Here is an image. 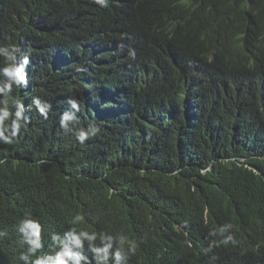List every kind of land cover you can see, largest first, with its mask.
Listing matches in <instances>:
<instances>
[{"label":"trees","instance_id":"16d2710c","mask_svg":"<svg viewBox=\"0 0 264 264\" xmlns=\"http://www.w3.org/2000/svg\"><path fill=\"white\" fill-rule=\"evenodd\" d=\"M240 2L133 0L134 30L149 53L142 87L118 50L112 3L0 0V46L30 55L28 86L13 84L9 105L22 99L31 121L16 144H0V264H28L18 259L27 245L16 231L26 211L44 227L38 254L60 251L79 213L78 228L137 240L129 264H184L226 223L239 243L213 247L211 264H264V0H249L241 44L231 24ZM209 22L219 31L213 57L226 68L214 99L206 91L210 41L190 34ZM33 97L51 105L48 119L27 110ZM69 99L80 105L73 126L99 129L84 145L60 127L74 111ZM73 251L105 264L85 241Z\"/></svg>","mask_w":264,"mask_h":264},{"label":"clouds","instance_id":"9594fccd","mask_svg":"<svg viewBox=\"0 0 264 264\" xmlns=\"http://www.w3.org/2000/svg\"><path fill=\"white\" fill-rule=\"evenodd\" d=\"M117 1L118 0H92L93 3L102 8H108L111 3L113 4L111 17L115 24L114 11L117 10L119 22L115 25H117L121 35L124 32L123 28L119 26L121 18H123V22L128 23L127 25L131 29L128 28V30L131 31V33H129V31L127 33L131 36L129 37L128 43L126 41H119L122 36L119 38L116 35L115 39L120 45L118 49L120 53L124 52L126 54L124 58H127V63L130 67V73L134 82L136 85L143 87L144 84L147 85V81L150 78V72L147 68L149 55L148 47L145 42L138 40L134 30L135 12L133 0H119L121 1V6L116 4ZM240 4L241 5L236 9L234 19L231 18V24L234 27V37L239 44H241L243 39L248 35L247 21H244V18L246 17V11L249 9V0H241ZM122 7H125V10L129 7V11L126 13L124 11L123 14L121 12ZM227 15L231 17L229 13H227ZM218 32L217 23L210 22L207 24H195L190 29V34L194 38L200 41H210V47L205 50V60L210 75L206 91L214 94L213 99L216 95H219L226 86L225 60L218 61L213 57L215 45L217 47ZM0 54L4 57V67L0 68V76L6 78V82L0 86V93L4 94V99L0 100V144L14 145L18 142L17 137L22 134L21 129L27 131L28 124L31 121L30 118L23 115L26 111L23 100L17 98L14 106H10L8 97L11 95L13 84L16 85L17 90L27 88V67L30 63V55L22 52L20 47L15 44L0 46ZM209 55H211L213 59L211 63H208ZM20 56H22V62L18 60ZM139 57L143 59L142 67L139 71L142 73V76L137 77V75H134V71H132L131 62L135 65L136 61L140 59ZM139 77L141 78L140 80ZM216 85H218V88ZM68 104L74 111L64 112L61 115L60 127L65 134H73L75 140L79 142V144L84 145L86 140L90 137L97 136L99 129L96 128L93 123H90L86 129L73 126L79 122L76 113L80 111V105L75 99H69ZM33 107L40 116L45 120L48 119L49 112L51 111V105L48 102L39 97H33L27 110H31ZM38 161V164L46 163V161L42 159H38ZM4 162L5 161L0 160V163ZM207 170L209 169L202 170V174ZM84 219L83 215L77 213L70 221L72 227L68 228L64 234V239L61 241L62 249L56 252L54 256L50 254L44 255L38 254L44 247V227L38 220L32 218L30 211H26L24 218L17 225L16 231L18 233V245H27V251H21L18 259L28 262V264H81V260H86L88 264H91V261L88 260L82 252L73 251V246L82 248L83 242L85 241L90 244V252L92 256L96 254L95 259L97 261H104L105 264H107L110 255L109 249H112L115 245V250L112 253L114 256V264H129L131 257L136 255L138 248L137 240L130 238L123 232H116L115 234L100 233L98 235V233L94 231L78 228L77 225L81 224ZM181 227L188 228V222L184 221ZM233 228L234 225L232 223H226L214 230H210L208 235L217 239L210 241L209 247L205 250V253L187 259L184 264H211L213 256L210 252L213 247H218L220 245L225 247L229 245L235 246L239 243L232 233ZM3 235H5V233H0V237ZM184 235L187 237L188 233L185 232ZM53 239H59L55 233H53ZM184 243L189 248L192 247L190 240L186 239ZM102 244L103 247H100Z\"/></svg>","mask_w":264,"mask_h":264},{"label":"rangeland","instance_id":"374dc122","mask_svg":"<svg viewBox=\"0 0 264 264\" xmlns=\"http://www.w3.org/2000/svg\"><path fill=\"white\" fill-rule=\"evenodd\" d=\"M116 4H118V6H121V1H117L116 2ZM124 11H125V13L126 12H128L129 11V7H127L126 8V10H125V7H122L121 8V12L124 14ZM114 20H115V24H117L118 22H119V15H118V13H117V10H115L114 11ZM125 20V19H124ZM121 23H119V26L121 27V28H123V33H122V35H121V33L119 32V31H117V36L120 38L121 36V38L119 39V41H126L127 43H128V41H129V37H131V36H129L130 34H127L128 33V28L130 29V27H128V23L127 22H123V18H121V21H120ZM131 30V29H130ZM129 33H131V31H129ZM130 39H132V38H130ZM137 39V38H136ZM141 51V50H140ZM137 53V52H136ZM138 54V53H137ZM138 55H140V54H138ZM140 59H138L137 61H136V63H135V65H133L132 64V62H131V65H132V71H134V75H137V77L138 76H142V73H140L139 71H140V69H141V67H142V62H143V59H142V57H139ZM212 57H211V55H209V59H208V63H211L212 62ZM134 62H135V60H134ZM141 78L139 77V80H140ZM216 87L218 88V85H216Z\"/></svg>","mask_w":264,"mask_h":264}]
</instances>
